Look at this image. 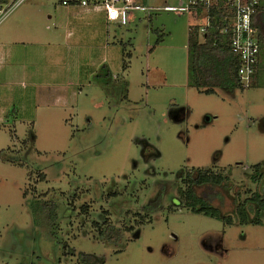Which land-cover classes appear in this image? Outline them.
Listing matches in <instances>:
<instances>
[{
	"label": "rangeland",
	"instance_id": "obj_1",
	"mask_svg": "<svg viewBox=\"0 0 264 264\" xmlns=\"http://www.w3.org/2000/svg\"><path fill=\"white\" fill-rule=\"evenodd\" d=\"M135 1L145 10L106 31L111 59L95 69L101 50H91L72 102L46 107L26 94L0 123V264H264V227L225 228L176 205L187 172L211 171L234 185L217 189L228 197L258 193L241 218L264 222V48L251 87L200 93L188 85L196 22L172 11L187 0ZM96 35L97 45L101 26ZM106 222L117 232L100 239Z\"/></svg>",
	"mask_w": 264,
	"mask_h": 264
},
{
	"label": "crops",
	"instance_id": "obj_2",
	"mask_svg": "<svg viewBox=\"0 0 264 264\" xmlns=\"http://www.w3.org/2000/svg\"><path fill=\"white\" fill-rule=\"evenodd\" d=\"M63 1L68 4L63 5ZM80 1L88 2V6L80 5ZM94 1L60 0L54 4L52 0H26L23 7L19 5L5 19L0 27V123L9 117L10 104L19 103L17 100L26 94L46 107H66L76 96L75 87L80 83L88 85L91 50H101L102 56L91 66L98 69L108 65L110 50L114 47H109L106 31L121 25L107 24L105 12L92 6ZM100 26L105 38L96 45V29ZM74 59L79 62L78 66L71 62ZM83 66L85 70L80 69ZM85 72L81 79L80 73ZM58 90L65 96L57 95ZM21 114L19 111L15 118L21 116L24 120Z\"/></svg>",
	"mask_w": 264,
	"mask_h": 264
},
{
	"label": "built area",
	"instance_id": "obj_3",
	"mask_svg": "<svg viewBox=\"0 0 264 264\" xmlns=\"http://www.w3.org/2000/svg\"><path fill=\"white\" fill-rule=\"evenodd\" d=\"M24 1L0 3V24ZM259 4L260 0H187L186 6L172 8V11L187 13L194 19L196 23L191 27L196 29L199 43H204L213 30L223 40H228L230 51L238 59V82L249 88L259 64L260 46L252 22ZM80 5L88 6V2L80 1ZM92 6L105 12L107 24L121 26L127 24L132 12L145 10L135 0H96Z\"/></svg>",
	"mask_w": 264,
	"mask_h": 264
},
{
	"label": "trees",
	"instance_id": "obj_4",
	"mask_svg": "<svg viewBox=\"0 0 264 264\" xmlns=\"http://www.w3.org/2000/svg\"><path fill=\"white\" fill-rule=\"evenodd\" d=\"M5 1L6 0H0V3H3ZM252 22L260 49H263L264 6H261L259 4L258 8L255 11V14L253 15ZM258 67L259 64L257 66V69ZM237 68L238 59L230 51L228 40H223V38L218 34V32L213 30L212 32L207 34L204 43H199L196 29L192 27L189 28L188 85L190 87H193L198 92L206 95L214 94L216 90L221 89L243 90L245 88L242 87L238 82ZM256 77L257 75H255V77L252 79V82L249 87L254 84ZM258 166L259 165H257L256 167ZM192 171H195L197 173V176L192 177V173L187 174L185 179V182L188 185V189L185 192L186 196L193 197L195 195L192 190V186L194 185H204L206 183H210L213 186H216L219 185L223 180V177L221 175L213 174L209 176L207 175V172L203 170ZM181 172H179V175L181 174ZM27 191L28 190L26 189V191L24 192L25 195L28 193ZM255 195H258V193H254L252 195L253 199H255ZM191 205H194V203H192ZM155 207H158L157 201H155L154 208ZM192 211L195 212L194 209H192ZM106 223L109 224L106 226L107 228L104 230H99L100 239L111 238L112 236L109 237L108 234L109 231H112L114 233L117 232L116 227H114L109 222ZM114 233L112 235H114ZM80 258H83V260L90 259V257H88L87 255H81Z\"/></svg>",
	"mask_w": 264,
	"mask_h": 264
},
{
	"label": "flooded vegetation",
	"instance_id": "obj_5",
	"mask_svg": "<svg viewBox=\"0 0 264 264\" xmlns=\"http://www.w3.org/2000/svg\"><path fill=\"white\" fill-rule=\"evenodd\" d=\"M263 49H260L259 53V63H260V56H262ZM262 166L259 165L258 167H254V170H252V174L250 177L248 176L247 181L251 180L254 185L256 183L260 184L262 180V174H261ZM192 171H189L187 174L191 173ZM207 172V175H221L223 177L222 182L219 185H212L210 183H206L204 185H194L192 186V190L194 192V196H186L184 197V204L180 203L179 201H176V205L184 206L187 210L191 211L194 214H201L210 218L219 219L223 222V226L226 227H232L235 225H245V226H254V227H264V222H262L260 219H251L247 220L244 218H241V214L243 211H245L247 204L253 203L252 195L256 192H250L248 196H240V195H234L231 197H228L227 195L223 194L220 190H217L218 188L227 189L224 190V192H227L230 188L231 184L229 182V178L225 175H222L220 173H213L211 171H205ZM192 173H195L193 171ZM194 175L192 174V177ZM197 176V175H196ZM195 176V177H196ZM253 176V177H251ZM242 184L244 182H241ZM234 186V185H233ZM239 186V185H236ZM240 186H246L245 184ZM195 188H204L206 193L203 194H196ZM249 190V189H248ZM256 191V190H255ZM230 198L231 203L233 205V210L230 211H224V208H226V199ZM163 200V196H157L155 198V201L158 202V207H155L153 211H157L161 207V202ZM154 201V202H155ZM152 204H155V203ZM194 203V205H191ZM147 209H150V207H147ZM194 209L195 212L192 211ZM260 212L264 211L263 208L258 209ZM148 214V213H147ZM240 222V223H239ZM220 240V239H219ZM218 240V241H219ZM223 251V254L221 253V257H225L226 250L223 248V246L220 245L218 242L215 246L214 253L217 255L219 251ZM260 250V249H257Z\"/></svg>",
	"mask_w": 264,
	"mask_h": 264
},
{
	"label": "water",
	"instance_id": "obj_6",
	"mask_svg": "<svg viewBox=\"0 0 264 264\" xmlns=\"http://www.w3.org/2000/svg\"><path fill=\"white\" fill-rule=\"evenodd\" d=\"M207 120H209V119H207Z\"/></svg>",
	"mask_w": 264,
	"mask_h": 264
}]
</instances>
